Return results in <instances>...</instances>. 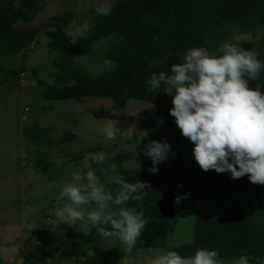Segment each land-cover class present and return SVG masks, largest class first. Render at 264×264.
<instances>
[{
	"label": "trees",
	"instance_id": "trees-1",
	"mask_svg": "<svg viewBox=\"0 0 264 264\" xmlns=\"http://www.w3.org/2000/svg\"><path fill=\"white\" fill-rule=\"evenodd\" d=\"M39 4L40 0H0V84L13 80L23 70L15 68L19 54L22 53V64L24 53L36 35L22 34L26 30H17L14 23L31 21L39 11ZM74 18L75 13L65 9L44 28L47 52L53 56L48 74L53 81L48 85L45 100L109 99L115 106L131 100L151 103L156 106L154 116L141 122V127L149 132L146 144L166 139L184 156L183 174L178 182L182 187H174L169 168L157 165L158 174H150L151 161H143L140 168L119 170L127 182L141 180L151 185L142 200L129 201L127 205L143 211L149 221L132 252L162 248L189 256L199 248H208L218 251L221 260L228 261L224 264H233L241 255L249 256L250 264H264V186L250 183L247 175L234 180L228 172L202 171L193 156L194 145L184 147V137L175 134L170 126L171 97L162 92L163 86L156 92L148 91L147 86L151 73H170L172 65L182 63L186 51L193 47L215 53L228 41L246 50H259L252 41H237L234 37L255 38L261 34L264 40V0H115L109 15L96 14L87 34L71 41L64 30ZM110 37L98 45L101 39ZM96 47L110 66L98 74H87L78 61L92 54ZM259 54L264 62V46ZM154 60L161 63L149 67ZM250 86L264 91V71L258 80L250 81ZM95 116L113 118L103 110ZM23 131L37 147V157L44 160L45 151L52 146L48 130L34 122L25 123ZM133 156V153L116 154L111 156L110 163L121 165ZM40 162L35 163L37 171L49 174L50 163ZM185 194H189L188 198L177 205L175 197ZM181 212L183 217L184 213L189 214L192 221L191 239L166 246L169 235L178 227ZM88 239L89 235H85L80 242L59 241L49 250L80 261L86 256L83 246ZM125 255L121 249L110 247L100 261L80 263L118 264L116 261Z\"/></svg>",
	"mask_w": 264,
	"mask_h": 264
},
{
	"label": "rangeland",
	"instance_id": "rangeland-1",
	"mask_svg": "<svg viewBox=\"0 0 264 264\" xmlns=\"http://www.w3.org/2000/svg\"><path fill=\"white\" fill-rule=\"evenodd\" d=\"M115 0H40L39 11L29 22L18 20L14 23L17 30L36 29L34 42L24 53L15 68L18 75L5 84H0V264H81L80 262H98L103 253L110 247H117L124 253V245L119 241L101 239L89 225L81 228L59 224L48 215L55 206L56 197L63 183L87 155L92 157L113 153H133V158L118 165L121 168H136L143 161H151L141 151L148 137L141 142L145 129L141 122L150 120L156 106L144 101H128L123 106H115L109 99L85 98L81 101L52 102L45 100L48 85L53 79L48 75L52 70V54L47 52L48 39L45 29L49 21L65 9L75 13L71 25L64 30L71 41L85 36L96 9L107 3L110 6ZM110 38L98 42L105 43ZM234 40H248L261 52L264 46L261 34L255 38L250 35L235 36ZM81 58L78 64L87 74H98L109 68L110 63L102 58L100 49ZM185 55V54H184ZM184 58V56H183ZM7 67H10L7 66ZM1 81V78H0ZM103 110L110 117H96L95 113ZM173 132L181 134L174 118L170 120ZM36 122L39 127L48 130L52 146L44 160H40L38 149L31 143L23 131L25 123ZM112 122L118 129L116 138L109 140L103 129ZM163 137V136H162ZM165 138L168 135L164 136ZM162 138L159 140L161 141ZM172 146V144H170ZM192 143L184 138L183 146ZM136 150L139 155L136 157ZM169 158L161 166L171 169V181L177 187L182 177L181 164L184 156L172 147ZM38 158V159H37ZM41 161V162H40ZM109 164H107L108 162ZM50 163L49 174L38 172L35 163ZM110 159L103 163H92V169L98 178L107 182L113 175ZM117 165V164H116ZM51 175V178L47 176ZM102 176V178H100ZM57 179H53V178ZM114 210L110 206V211ZM181 212L178 227L167 239L166 246H176L191 239L192 221L189 214ZM89 235L84 244L85 258L60 257L53 250L59 241L80 242ZM93 252V255H89ZM116 261L118 264H146L148 251H137L127 254ZM224 263L227 260L222 259Z\"/></svg>",
	"mask_w": 264,
	"mask_h": 264
},
{
	"label": "clouds",
	"instance_id": "clouds-1",
	"mask_svg": "<svg viewBox=\"0 0 264 264\" xmlns=\"http://www.w3.org/2000/svg\"><path fill=\"white\" fill-rule=\"evenodd\" d=\"M96 12L107 16L111 6L105 3ZM259 55L255 49L246 50L228 41L215 53L193 47L186 51L182 63L172 65L170 73H151L147 86L151 92L163 86L162 92L171 97L169 114L182 137L194 145L193 156L202 171L228 172L234 180L247 175L250 183L264 186V91L250 86V81L258 80L264 71ZM160 63L154 60L149 67ZM103 131L107 139L114 140L118 129L109 122ZM141 132L140 142L149 135L147 130ZM141 151L152 162L150 174H158L157 165L166 161L170 153L176 155L166 139L150 140ZM112 157L103 154L90 161L86 155L63 183L48 215L69 227L79 225L83 229L90 225L101 239L119 241L125 253L131 254L149 221L143 211L127 205L129 201L142 200L151 185L141 180L127 182L116 164L111 165L113 175L107 183L101 182L92 163H103ZM135 164L141 167L136 159ZM188 195H178L174 202L178 205ZM112 205L118 208L110 211ZM148 252L146 264H224L219 252L208 248H199L189 256L162 248ZM233 264H250V257L241 255Z\"/></svg>",
	"mask_w": 264,
	"mask_h": 264
},
{
	"label": "water",
	"instance_id": "water-1",
	"mask_svg": "<svg viewBox=\"0 0 264 264\" xmlns=\"http://www.w3.org/2000/svg\"><path fill=\"white\" fill-rule=\"evenodd\" d=\"M35 30L36 29H30V30H28V31H26L25 33H22V34H24L26 36H31V35H33L35 33Z\"/></svg>",
	"mask_w": 264,
	"mask_h": 264
}]
</instances>
